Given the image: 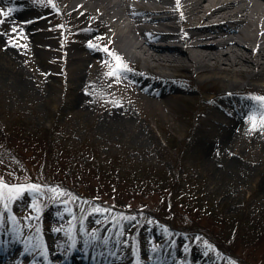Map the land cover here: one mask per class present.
Here are the masks:
<instances>
[{
  "label": "rangeland",
  "instance_id": "374dc122",
  "mask_svg": "<svg viewBox=\"0 0 264 264\" xmlns=\"http://www.w3.org/2000/svg\"><path fill=\"white\" fill-rule=\"evenodd\" d=\"M65 1L27 0L33 7L49 9L43 17L46 26L37 27H52L56 37L54 45L48 44V54L54 58L60 56L55 44L63 51L77 45L74 29L80 18L46 4L61 9ZM96 29L88 27L84 37H94ZM89 46L101 54L98 63L84 65L85 73L97 76L101 92L110 83L123 91L125 74L143 66L122 63L98 39ZM49 64L24 63L22 84L0 77V180L10 186L41 187L39 199L25 193L15 201L8 200L5 189L0 233L13 230L19 241L44 252L51 246L56 256L89 238L110 243L114 254L118 235L130 251L134 247L160 253L172 242L163 240L171 239L182 245L183 254L207 256L215 264H264V139L252 140L247 132L225 145H202L194 139L209 128L205 126L216 108L193 94L210 93L209 86L219 90L218 81L197 84L181 78L175 83L186 85L185 92H171L160 101L139 98L131 106L139 124L102 126L97 123L98 106L105 95L94 92L88 115L75 110L68 103L72 84L65 67ZM60 67L63 79L58 78ZM259 89V98L264 97L263 86ZM253 97L264 110V101ZM49 189L66 195L53 201ZM95 209L104 215L90 216ZM130 251L117 261L135 260ZM198 260L196 264H204Z\"/></svg>",
  "mask_w": 264,
  "mask_h": 264
},
{
  "label": "bare ground",
  "instance_id": "6f19581e",
  "mask_svg": "<svg viewBox=\"0 0 264 264\" xmlns=\"http://www.w3.org/2000/svg\"><path fill=\"white\" fill-rule=\"evenodd\" d=\"M65 2V13L80 18L74 30L78 31L74 33L77 45H69L63 51L61 45L55 44L60 56L54 58L48 54V44L54 45L52 41L56 37L52 27L47 30L37 27L46 26L42 13L47 9L0 0V10L5 14L11 5L16 7L9 15L0 16V77L22 84L25 82L23 64L34 60L43 65L64 66L72 84L68 85L72 89L70 106L88 115L92 95L97 91L98 95L106 97L99 103L97 123L113 127L139 124L131 116V106L139 103V98L160 101L171 92H185L186 85L175 83L181 78L197 84L216 80L221 84L219 90L209 86L206 91L210 93L193 94L205 105L216 108L214 118H209L212 122L205 126L209 128L195 136L196 142L225 145L238 141L245 132L252 140L264 139V126L259 125L264 120L261 104L235 97V94H243L250 99L251 93L261 95L259 87L264 88V0ZM91 25L97 27L98 34L84 37ZM97 39L122 63L143 65L138 66L137 73L125 74L128 83L121 92L112 83L105 93L97 90V76L90 78L85 73L86 63L99 62L101 52L89 46ZM66 54L68 60L64 59ZM61 70L59 79L65 76V70L60 67ZM139 107L153 114L151 109ZM0 236L6 239L4 242L0 237V264H59V259L53 261L56 250L52 247L47 248L46 253L41 247L34 252L32 244L19 242L8 234ZM94 249L96 241L90 239L81 249H72L71 255L60 264H121L115 259L107 262L105 256L96 258L91 252ZM128 264L143 263L133 260ZM151 264L174 263L160 259ZM204 264L215 263L207 260Z\"/></svg>",
  "mask_w": 264,
  "mask_h": 264
},
{
  "label": "snow or ice",
  "instance_id": "6c2138e0",
  "mask_svg": "<svg viewBox=\"0 0 264 264\" xmlns=\"http://www.w3.org/2000/svg\"><path fill=\"white\" fill-rule=\"evenodd\" d=\"M6 15L2 10H0V16H4ZM105 51H108V49H105ZM117 59H119L117 57ZM110 75H115V73H111ZM262 101H264V97L258 98ZM262 126H264V120H262ZM5 189H7L9 196H8V200L9 201H15L17 199H19L22 195H24L25 193H30V194H35L37 196V199L40 198V193H41V187L39 185L36 184H32L29 186H24V185H16V186H10L8 184H6L5 182H3L2 180H0V201H4L5 198ZM49 193H51L50 197L51 199H53V201L56 200H63L64 196L66 195V192L61 191L59 189H49L48 190ZM47 194V193H45ZM5 210H6V204H5ZM91 215H95V216H102L104 215L103 212L100 211V209H95L92 213L89 214ZM3 216L4 213L0 212V223L3 222ZM85 217H81L80 219H84Z\"/></svg>",
  "mask_w": 264,
  "mask_h": 264
}]
</instances>
